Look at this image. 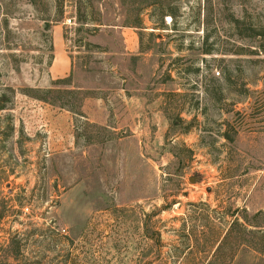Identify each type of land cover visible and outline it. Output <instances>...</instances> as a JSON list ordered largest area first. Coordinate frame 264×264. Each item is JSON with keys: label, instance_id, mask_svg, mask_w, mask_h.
<instances>
[{"label": "rangeland", "instance_id": "rangeland-1", "mask_svg": "<svg viewBox=\"0 0 264 264\" xmlns=\"http://www.w3.org/2000/svg\"><path fill=\"white\" fill-rule=\"evenodd\" d=\"M251 27L264 0H0V264H264Z\"/></svg>", "mask_w": 264, "mask_h": 264}, {"label": "trees", "instance_id": "trees-1", "mask_svg": "<svg viewBox=\"0 0 264 264\" xmlns=\"http://www.w3.org/2000/svg\"><path fill=\"white\" fill-rule=\"evenodd\" d=\"M30 2H32L33 4L34 3H36L37 2V0H30ZM153 4L154 3H150L148 6H147V8H150L151 6H153ZM172 16V15H171ZM78 21L80 22V21H82L84 24H90V22H88L87 21V18H86V15H82L81 16V20H79L78 19ZM235 24H236V27L239 29L240 28V26H243L245 23H244V21H241V20H239V19H236L235 20ZM139 25V24H138ZM246 33L244 34V33H239L240 34V36H245V37H251V38H257V39H259V40H262V39H264V29H255V28H253V27H251L249 30H247L246 29V31H245ZM261 48H262V50H263V52H264V46H261ZM48 92L49 91H44V93H46V94H48ZM36 94V92L34 91V90H30L29 91V96H31V97H34V98H36L37 100H42V101H46V99H44V97H39V96H36L35 95ZM73 95L75 94V93H72ZM63 108V107H62ZM226 137V136H225ZM226 139H228V140H232V138L231 137H226ZM234 224V223H233Z\"/></svg>", "mask_w": 264, "mask_h": 264}, {"label": "crops", "instance_id": "crops-1", "mask_svg": "<svg viewBox=\"0 0 264 264\" xmlns=\"http://www.w3.org/2000/svg\"><path fill=\"white\" fill-rule=\"evenodd\" d=\"M123 34L125 36H129V40L131 39L132 41H128V38H124V41H123V46H126V44H128L129 42L130 43H135V37H134V34L133 33H130V32H126L124 31ZM133 34V37H131ZM61 41V36L60 34H57L55 35V42H57L58 46L60 47V42ZM70 67H71V62L69 60H65L63 59V61L61 59H56L54 64H53V67L51 69V72H52V75L54 78H64L68 75L69 73V70H70Z\"/></svg>", "mask_w": 264, "mask_h": 264}]
</instances>
